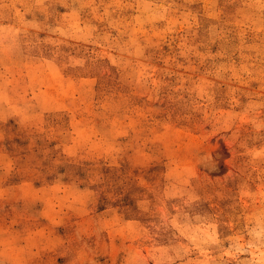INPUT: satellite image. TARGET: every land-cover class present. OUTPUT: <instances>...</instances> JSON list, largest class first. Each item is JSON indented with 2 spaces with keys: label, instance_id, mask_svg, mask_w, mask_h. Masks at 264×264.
Returning a JSON list of instances; mask_svg holds the SVG:
<instances>
[{
  "label": "rangeland",
  "instance_id": "rangeland-1",
  "mask_svg": "<svg viewBox=\"0 0 264 264\" xmlns=\"http://www.w3.org/2000/svg\"><path fill=\"white\" fill-rule=\"evenodd\" d=\"M0 264H264V0H0Z\"/></svg>",
  "mask_w": 264,
  "mask_h": 264
}]
</instances>
